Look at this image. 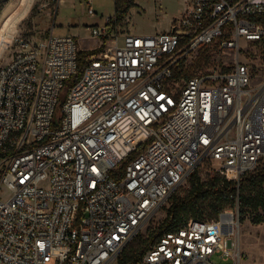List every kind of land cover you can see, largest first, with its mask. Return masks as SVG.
I'll return each instance as SVG.
<instances>
[{
    "label": "built area",
    "instance_id": "2783aa9c",
    "mask_svg": "<svg viewBox=\"0 0 264 264\" xmlns=\"http://www.w3.org/2000/svg\"><path fill=\"white\" fill-rule=\"evenodd\" d=\"M190 4L170 33L106 18L79 79L71 36L20 41L0 65V264H118L204 164L238 186L264 164V76L254 83L243 61L255 45L264 71V0ZM218 42L231 70L175 87V67ZM236 207L164 234L138 264H242Z\"/></svg>",
    "mask_w": 264,
    "mask_h": 264
},
{
    "label": "rangeland",
    "instance_id": "374dc122",
    "mask_svg": "<svg viewBox=\"0 0 264 264\" xmlns=\"http://www.w3.org/2000/svg\"><path fill=\"white\" fill-rule=\"evenodd\" d=\"M92 7L95 16L89 14L88 0H2L0 3V34L3 25L11 16H18V23L10 32L2 37L0 45V65L9 61L13 52L19 50L20 41L34 45L46 42L50 34L55 36L74 37L82 51H91L100 41L92 35V28H102L105 19L115 16L116 0H93ZM191 9L190 0H133V4L126 16L119 22L120 30L131 31L138 36H149L170 33L177 18ZM126 28V29H125ZM10 44L12 46L10 47ZM244 45V43H242ZM8 47H10L8 49ZM247 47V46H246ZM243 61L253 70L254 83L264 76L260 66L259 48L250 45L244 52ZM234 54L231 50L221 47L220 42L204 47L183 60L181 70L190 77L211 72H226L234 65ZM177 88H182L185 81L172 82ZM59 116V114H58ZM203 183L208 184L214 178H229L225 170H218L210 164H204L197 170ZM190 189L189 180L185 182L172 196L167 204L149 220L146 227L126 247L124 254L132 249H138L143 240L147 239L163 222L166 211L174 197H184ZM225 212L237 215V207L226 208ZM224 212V213H225ZM240 214V213H239ZM239 215L240 228L238 242L243 254L242 264H264V223L252 224L248 215ZM213 261L217 264H231L223 262L218 257Z\"/></svg>",
    "mask_w": 264,
    "mask_h": 264
},
{
    "label": "trees",
    "instance_id": "16d2710c",
    "mask_svg": "<svg viewBox=\"0 0 264 264\" xmlns=\"http://www.w3.org/2000/svg\"><path fill=\"white\" fill-rule=\"evenodd\" d=\"M132 4L133 0H116L115 15L118 22L124 19ZM94 53L96 52H80L78 79L83 75L88 57ZM182 63L183 61L175 67L172 82H186L191 78L181 70ZM75 82L76 79H72L68 85H73ZM189 182L190 189L186 196L174 197L166 211V217L159 227L151 232L147 239L143 240L138 249H132L129 253L124 254L121 260H119L120 255L118 264H138L144 253L153 247L164 234L179 230L191 220L212 221L218 219L226 208L236 206L237 201L242 218L243 215H248L252 219V224L264 223V164L243 177L239 186L231 176L229 178H214L210 183L205 184L197 170L192 173Z\"/></svg>",
    "mask_w": 264,
    "mask_h": 264
},
{
    "label": "bare ground",
    "instance_id": "6f19581e",
    "mask_svg": "<svg viewBox=\"0 0 264 264\" xmlns=\"http://www.w3.org/2000/svg\"><path fill=\"white\" fill-rule=\"evenodd\" d=\"M19 19L18 16H15V14L13 16H11L9 19H7V21L5 22V24L3 25V28L1 30V34H0V45H1V39L2 37L6 36L9 32L10 29L16 25L18 23ZM228 221H231V218L228 217L227 219Z\"/></svg>",
    "mask_w": 264,
    "mask_h": 264
},
{
    "label": "crops",
    "instance_id": "0c3cea01",
    "mask_svg": "<svg viewBox=\"0 0 264 264\" xmlns=\"http://www.w3.org/2000/svg\"><path fill=\"white\" fill-rule=\"evenodd\" d=\"M59 2H60V0H59ZM125 29H126V28H125ZM125 32H129V33H131V31H130V30L128 31V29H127Z\"/></svg>",
    "mask_w": 264,
    "mask_h": 264
}]
</instances>
